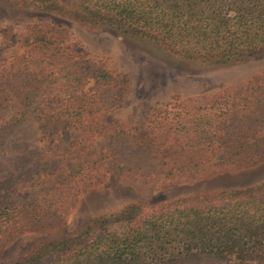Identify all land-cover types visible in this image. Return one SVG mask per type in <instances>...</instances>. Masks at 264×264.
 Masks as SVG:
<instances>
[{
	"label": "trees",
	"instance_id": "obj_1",
	"mask_svg": "<svg viewBox=\"0 0 264 264\" xmlns=\"http://www.w3.org/2000/svg\"><path fill=\"white\" fill-rule=\"evenodd\" d=\"M47 10L57 0H25ZM82 21L107 23L146 37L178 56L194 60L248 57L264 51V0H78ZM22 52L0 61V146L25 108L5 121L2 110L15 100L25 105L45 96L40 109L43 139L62 123L75 134L70 147L96 135L97 90L116 85L103 67L83 58L38 24L22 39ZM122 90L113 102L121 103ZM51 97V98H50ZM118 130L163 159L169 177H210L264 162V71L232 92H219L203 104L188 106L178 98L156 103L142 122ZM123 172L114 158L83 160L55 186V202L38 198L0 207V249L17 234L64 223L79 195ZM51 171L37 172L31 183ZM120 216V217H119ZM118 217L87 218L81 227L57 240L39 242L9 264H164L173 256L206 254L240 263L264 264V179L249 187L215 190L170 199L149 210L137 205ZM125 221L124 229L109 224Z\"/></svg>",
	"mask_w": 264,
	"mask_h": 264
},
{
	"label": "rangeland",
	"instance_id": "obj_2",
	"mask_svg": "<svg viewBox=\"0 0 264 264\" xmlns=\"http://www.w3.org/2000/svg\"><path fill=\"white\" fill-rule=\"evenodd\" d=\"M55 7L63 11L31 6L25 0H0V61L22 52L27 27L35 23L83 58L105 68L116 85L105 84L97 90L95 117L103 126L76 147H70L75 134L70 123H62L52 138H42L37 122L41 105L51 107L54 102L47 97L30 99L25 105L18 99L2 110L5 121L23 108L27 114L10 129L0 146V207L35 198L42 204L55 202L56 183L83 160L114 158L124 171L109 172L102 183L82 192L64 223L17 234L0 249V264H9L27 254L39 242L73 234L87 218L118 217L133 205L144 211L170 199L245 188L264 179V162L210 177H169L164 173L166 167L159 153L141 147L117 129L111 130L113 120L125 129L139 125L149 107L171 98L196 106L216 93L232 92L264 71V51L248 57L189 59L118 26L91 20L80 22L67 13H80L78 0H57ZM119 89L123 91L121 103L115 104V92ZM45 171L51 174L31 183L37 172ZM125 223L112 222L109 227L118 231L125 228ZM164 264L253 263L191 254L173 256Z\"/></svg>",
	"mask_w": 264,
	"mask_h": 264
}]
</instances>
